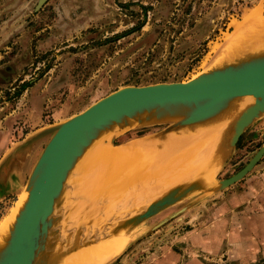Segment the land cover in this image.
Listing matches in <instances>:
<instances>
[{
  "label": "rangeland",
  "instance_id": "374dc122",
  "mask_svg": "<svg viewBox=\"0 0 264 264\" xmlns=\"http://www.w3.org/2000/svg\"><path fill=\"white\" fill-rule=\"evenodd\" d=\"M39 1L0 0V162L25 137L116 89L185 82L206 71L228 55L222 47L235 23L256 9L264 18V0ZM22 83L27 86L17 93ZM161 128L131 129L112 145ZM46 140L35 143L0 174V222L19 202ZM263 143L264 114L239 136L212 181L236 173ZM182 156L162 160L149 177L139 175L140 182L147 178L144 189L112 205L108 192L118 186L119 175L110 181L105 175L103 181L95 171L74 173L66 187L70 213L64 207L60 212L66 217L58 227L60 240L77 229L74 220H81L82 209H88L86 198L94 203L89 206L91 220L105 225L127 218L174 182L190 181L172 175ZM87 234L79 242L73 238L64 249H75L58 261L82 254L88 244L92 254L112 252L100 264H264V156L228 188L187 197L129 233L113 235L123 242L111 241V234L106 236L99 226L90 227Z\"/></svg>",
  "mask_w": 264,
  "mask_h": 264
},
{
  "label": "water",
  "instance_id": "95a60500",
  "mask_svg": "<svg viewBox=\"0 0 264 264\" xmlns=\"http://www.w3.org/2000/svg\"><path fill=\"white\" fill-rule=\"evenodd\" d=\"M242 96H251L253 103L229 126L228 135L225 133L220 146L224 156L218 171L230 156L239 136L264 114V54L255 57L248 56L246 51L238 53L230 60L222 59L185 82H163L116 89L77 114L25 137L4 156L0 162V174L35 143L44 137L47 140L23 186V190L27 192L26 200L15 219L7 244L0 253V264H53L56 250L59 249L62 256L73 251L74 246L67 250L64 248L73 242V238H77L79 242L87 237L90 227H101L107 231L106 236L119 232L129 233L147 219L187 197L217 192L241 180L264 156V143L230 177L214 179L209 185L195 182L188 185V188H180L158 197L141 209L135 208L134 213L125 219H114V222L105 225L99 219L91 220L89 215L93 216V211L89 206L94 203L86 198L88 209H82L85 214L80 216L81 220H74L77 229L60 240L58 227L63 218H66L62 214L60 216L61 208L64 207L69 212L66 187L73 179L76 163L97 137L103 134L104 139L106 138L104 143L113 146L116 137L131 129L160 126L162 128L159 131L138 138L165 135L213 118L231 99ZM175 110H179L180 115L172 123H167L164 119ZM129 122L142 124H132L136 127L127 128ZM116 127L126 128L121 132H114ZM115 202L116 200L108 205ZM166 220L159 221L151 229L159 227ZM92 239L90 237L89 241Z\"/></svg>",
  "mask_w": 264,
  "mask_h": 264
},
{
  "label": "bare ground",
  "instance_id": "6f19581e",
  "mask_svg": "<svg viewBox=\"0 0 264 264\" xmlns=\"http://www.w3.org/2000/svg\"><path fill=\"white\" fill-rule=\"evenodd\" d=\"M257 10L258 9L249 11L243 16L240 22L234 24V31H232L233 33L229 37L226 36L223 45L224 47H222L225 49L224 51H226L225 53H228V55L226 54L227 56L225 58H223V56L220 57V59L223 58L230 60L236 54L244 53L245 51L248 56L250 55L256 57L264 54V18L261 17L259 10ZM216 48L217 47L215 46L212 51H216ZM221 50L222 49L220 48V51ZM252 103L253 98L251 96L235 97L231 99L228 104H226V106L218 115L211 119L205 120L198 124L185 126L184 128H180L165 135L154 136L157 139H163V142L157 143L153 141H143L132 146L126 145L127 147H111L105 146L106 144L104 145V142H99L106 139H104L102 134L95 139L88 149H86V151L76 163L78 170L76 169L75 175H84L85 171H88V173L89 171H95V175H103L101 177L103 181L105 180L106 176L110 181L112 175H119L117 184L118 186L115 188H112L111 186L108 192V195L112 194L113 200H116L117 203H119V198H123L122 196L129 195L132 198L133 195H136L139 191H141L144 186L143 184L147 181V178H145L144 183L143 181L140 182L138 180L140 179L139 175L150 176L152 173H142L144 172V169L140 167V164L143 162V160H145V158L150 160L151 157L155 156V158H157L158 156L159 161L156 165H160V163L165 162L162 161L164 159L174 160V156H182L184 154L182 156L183 158L180 159V166L177 167V170L173 172L172 175H184L187 179H192L188 182H174L171 184V186L165 188L164 191L157 194L151 201L158 197H163L178 191L180 188H188V185L195 182L209 185L212 183L213 176L220 166L224 156V154L221 152L220 146L223 139L225 138V133L228 135L229 126H231L237 116ZM179 115L180 111L175 110L164 120H166L167 123H172ZM132 124L139 125L142 124V122H129L126 127H136ZM125 128L116 127L114 128V132H121ZM149 164L151 163H148V165ZM146 166L147 165H145L144 168ZM151 179H153V177ZM26 196L27 192L23 190L19 202L15 204L14 208L8 211L6 216H4L0 222V253L7 244L15 219L23 207ZM112 198H109L110 200L108 201H112ZM130 201H132V199ZM119 233L113 235H117ZM113 235L111 234V241H124L120 240V237L117 238V236L116 238H113ZM111 241L106 243V245L110 244ZM69 244L67 246H69ZM101 245L102 244H96L97 247ZM91 249L92 248L88 244L84 245L80 250L82 254L76 253L70 256L68 255L67 258L61 260L60 262L58 260L61 258V252L59 249H57L53 264H100L106 257L104 255L112 253L104 252L100 254H92L90 251Z\"/></svg>",
  "mask_w": 264,
  "mask_h": 264
},
{
  "label": "crops",
  "instance_id": "0c3cea01",
  "mask_svg": "<svg viewBox=\"0 0 264 264\" xmlns=\"http://www.w3.org/2000/svg\"><path fill=\"white\" fill-rule=\"evenodd\" d=\"M144 136H146V135H144ZM134 140V139H133ZM130 141V142H129ZM140 141H146V142H149V141H153V142H163L164 140L162 139H157V138H155L154 136H151V137H144V138H141V139H138V140H134V141H131V140H128V141H126L125 142V144L124 143H122L123 145H118V146H125V147H127V146H132V145H135L136 143H138V142H140ZM99 142H104V140H102V141H99ZM104 145H105V143H103ZM127 145V146H126ZM105 146H109L108 144H106ZM111 146V145H110ZM113 147H117V146H113ZM151 157V156H150ZM153 161V162H152ZM159 161V159H158V156H157V158H155V156L154 157H151V159L149 160H147L146 158H145V160H143V162L140 164V167L142 168V169H144L143 171L144 172H142V173H146V174H150L152 171H151V169L153 170V168L155 167V165L157 164V162ZM145 163H147V164H145ZM148 163H151V164H149L148 165ZM145 165H147L146 167L148 168V171H147V168L145 167L144 168V166ZM150 165H152V166H150ZM32 167V166H31ZM152 167V168H151ZM31 169V168H30ZM141 169V170H142ZM150 169V170H149ZM140 170V171H141ZM30 171V170H29ZM149 172V173H148ZM159 173V172H158ZM145 176H149V175H145ZM211 184V183H210ZM207 185V184H206ZM152 200V199H151ZM150 200V201H151Z\"/></svg>",
  "mask_w": 264,
  "mask_h": 264
},
{
  "label": "trees",
  "instance_id": "16d2710c",
  "mask_svg": "<svg viewBox=\"0 0 264 264\" xmlns=\"http://www.w3.org/2000/svg\"><path fill=\"white\" fill-rule=\"evenodd\" d=\"M27 85L22 83L20 86H19V91L17 93H19L20 91H23L24 88L26 87Z\"/></svg>",
  "mask_w": 264,
  "mask_h": 264
}]
</instances>
